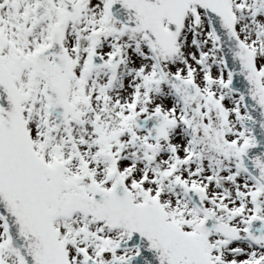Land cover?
<instances>
[{"label": "snow or ice", "instance_id": "obj_1", "mask_svg": "<svg viewBox=\"0 0 264 264\" xmlns=\"http://www.w3.org/2000/svg\"><path fill=\"white\" fill-rule=\"evenodd\" d=\"M0 264H264V0H0Z\"/></svg>", "mask_w": 264, "mask_h": 264}]
</instances>
